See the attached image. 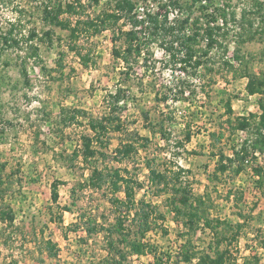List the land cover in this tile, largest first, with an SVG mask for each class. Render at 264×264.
I'll list each match as a JSON object with an SVG mask.
<instances>
[{"label":"rangeland","instance_id":"rangeland-1","mask_svg":"<svg viewBox=\"0 0 264 264\" xmlns=\"http://www.w3.org/2000/svg\"><path fill=\"white\" fill-rule=\"evenodd\" d=\"M80 1L87 6L84 16L95 17L112 11L116 0H101L93 6L87 5L88 0ZM134 1L133 15L142 21L137 29L144 45L142 54L131 57L127 66L114 57L113 48L115 44L125 47L122 30L132 27V19L122 16L100 34H81L79 49L91 58L85 65L69 47V31L44 18V5L53 6L59 0H0V32L12 30L19 40L9 46L0 36V203H8L15 213L13 223L2 220L0 214V264H92L106 255L103 234L89 238L85 226L91 217L115 221L114 207L106 195L109 192L107 187L96 190L87 186L91 167L82 157L71 159V154L81 148L83 135L93 134L86 114L108 115L112 99L108 93L118 87L125 89L126 97L111 114L114 120L107 123L104 150L108 157L95 156L92 164L128 169L140 183L137 199L152 201L165 214V220L157 219L146 239L175 258L183 230L165 204L166 195L154 194L149 164L158 170L177 169V165L189 169L184 177L194 191L202 192L209 185L216 197L214 213L232 222L239 220L232 205L222 199L227 186L215 185L212 179L216 161L209 155L210 133L219 128L229 133L224 129L222 101L227 97L232 98L234 116L257 110L259 95H249L247 77L236 78L234 73L246 69L264 74V39L256 36L250 40L262 25L264 0H178L179 5L175 0ZM139 3L146 8L142 17L136 10ZM221 8L227 12L224 22ZM151 16H157L163 25L158 34L147 28ZM68 18L75 17L61 13L58 20ZM195 22L202 31L209 25L220 26L217 37L223 45L205 54L207 39L198 36L196 47L198 55L204 54V63L184 69L180 58L185 50L175 59L168 46L176 40L181 24L186 27L180 33L193 34ZM171 26L174 33L168 31ZM174 45L182 48L179 40ZM189 90L193 93H186ZM73 108L85 113L64 123L61 113ZM244 135L237 131L232 139L237 143ZM127 141L134 142L137 151L122 162L116 160V147ZM224 179L231 180L230 176ZM55 181H59L57 202L52 198ZM235 182L245 189L246 210L258 202L255 213L260 212L233 245L235 264L255 254L264 262V249L257 247L255 238L256 230L264 225V197L250 175L242 174ZM132 216L128 215L127 225ZM74 223L81 227L74 230ZM211 236L210 231H200L196 246L208 247ZM130 258L131 264H154L152 254ZM181 264H198V260Z\"/></svg>","mask_w":264,"mask_h":264},{"label":"trees","instance_id":"trees-1","mask_svg":"<svg viewBox=\"0 0 264 264\" xmlns=\"http://www.w3.org/2000/svg\"><path fill=\"white\" fill-rule=\"evenodd\" d=\"M100 1L88 0L87 5H97ZM174 3L180 4L178 0H175ZM86 7V4L80 0L65 2L59 0L53 6L46 3L43 9L46 20L56 22L69 31V47L78 52L85 65H88L91 60L90 53L82 54L77 39L83 33L100 34L103 30L109 28L111 24L118 23L122 16L132 19V27L125 31L122 30L126 40L125 47L115 44L113 48L114 57L122 59L129 66L131 57H139L142 54L144 42L139 38L137 29L142 21H138L133 15L134 0H116L112 11H103L95 17L84 16ZM260 7L263 6L260 4ZM61 13H67L75 18H68L63 22L59 21L58 18ZM220 14L224 22V18L227 16L226 9L221 8ZM243 18H246V16ZM213 20H216V18ZM150 21L151 24L149 23L147 28H152V33L158 34L163 25H160L157 16H151ZM195 24L196 30L193 34L180 33L186 27L184 23L179 27L175 39L180 41L181 49L174 45L176 40H173L168 46L171 56L175 59L180 50H185L184 57L180 58L181 62L185 64L183 65L184 69L189 66L198 68L204 63V54L198 55L199 48L196 47L198 36L207 39L205 54L217 45H223L217 37L218 31L222 29L220 26L209 25L202 31L203 27H197V22ZM250 24L253 27L254 23L252 21ZM174 30L175 27L171 26L168 31L174 33ZM0 36L3 42L9 46L19 44V40L14 37L12 30L6 33L0 32ZM256 36L264 39V14L262 15V25L254 30L250 35V40L255 39ZM227 50L228 47L225 46V51ZM236 56L241 58L238 55ZM227 64L233 66L232 63L227 62ZM234 76L236 78L247 77L246 90L249 95L259 94L260 111L234 116L232 98L223 99L225 123L227 125L224 129L228 128L229 133L223 131V128L210 133L211 151L209 155L216 161L212 179L215 185L224 184L227 186L225 192L220 194H222V199L226 203L232 205L233 214L239 220L232 222L221 214L214 213V210L218 207L216 197L210 190L209 185L202 192L194 191L190 180L184 177V174L190 172L189 169L177 165V169L171 167L158 170L149 164V177L155 186L154 194L166 195L165 204L173 212L174 219L183 227L180 235L182 242L175 258L170 253L161 252L156 245L146 239L147 234L155 227L156 220H165L166 216L158 210L152 201L137 199V191L140 187L137 177L133 176L126 168L111 167L103 169L96 164H92L95 156L108 157V152L104 150L108 146V142L104 141V135L106 134L107 123L112 122L115 118L111 114L121 108L118 104L126 97L125 89L118 87L115 92L110 91L108 93V97L112 98L108 115L97 118L86 114L93 134L88 133L82 136L81 148L73 151L71 159L82 157L83 161L91 167V174L85 183L87 186L96 190L107 187L106 192L109 193H106V195L109 196L108 201L114 207L116 216L115 221L112 223H109L108 220L99 221V217L88 218L87 226H85L87 236L92 238L94 234H103L107 250L106 255L99 257L98 261H92V264H131L130 257L144 254H152L154 264L191 263L194 259L198 260V264L236 263L237 257H234L233 245H236L245 229L250 226V221L258 217L260 212L255 213L258 202H255L250 210H246L245 189L235 182V178L242 174L250 175L253 186L264 197V74L243 69L240 73H234ZM189 92L193 93L191 90ZM83 113L85 111L82 109L73 108L68 112L61 113L60 117L64 123H69V121L75 120L76 116ZM237 131H243L245 135L241 141L236 143L232 138ZM190 138L189 133L187 139ZM146 140L148 139L146 138ZM226 146H229V152L226 150ZM136 151L137 146L134 142H121L116 147L114 158L122 162ZM260 158H263V160H260ZM225 176H230L231 180L227 182V179H224ZM2 184L3 178L0 174V185ZM215 191L218 193L219 189H215ZM120 192H123L124 195H119ZM52 198L55 202L59 199V181H55L53 184ZM62 208L66 209L67 207ZM0 214L4 221L13 223L15 220L14 210L8 203H0ZM130 214H133V216L127 225V217ZM59 220L63 221L62 215L59 216ZM72 226L74 230L81 227L79 223H74ZM200 231H210L212 233L208 247L202 249L197 247L195 242L196 235ZM255 238L257 247L264 249V225L256 230ZM51 247L54 248L55 245L53 244ZM52 248L50 249L53 250ZM241 264H264V262L255 254L246 256Z\"/></svg>","mask_w":264,"mask_h":264},{"label":"built area","instance_id":"built-area-1","mask_svg":"<svg viewBox=\"0 0 264 264\" xmlns=\"http://www.w3.org/2000/svg\"><path fill=\"white\" fill-rule=\"evenodd\" d=\"M136 10L138 11L139 16L142 17L145 14L146 8L142 5V3H139ZM186 93H190V92L186 91Z\"/></svg>","mask_w":264,"mask_h":264},{"label":"crops","instance_id":"crops-1","mask_svg":"<svg viewBox=\"0 0 264 264\" xmlns=\"http://www.w3.org/2000/svg\"><path fill=\"white\" fill-rule=\"evenodd\" d=\"M255 95L257 96L259 94H255ZM255 95H251V96H255ZM256 111H260L259 104H257V110Z\"/></svg>","mask_w":264,"mask_h":264}]
</instances>
